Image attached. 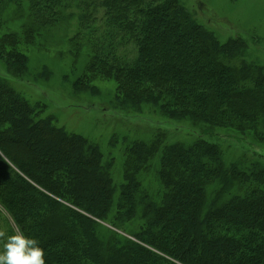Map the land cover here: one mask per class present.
<instances>
[{"label": "trees", "instance_id": "1", "mask_svg": "<svg viewBox=\"0 0 264 264\" xmlns=\"http://www.w3.org/2000/svg\"><path fill=\"white\" fill-rule=\"evenodd\" d=\"M73 7L82 25L93 8L103 14L101 37L89 27L86 43L78 31L69 40L74 74L80 48L88 57L74 92L99 95L94 80L113 81V107L124 112L152 107L168 121L264 145V67L245 59L244 40L220 42L178 0H0V29L18 21L0 34L9 77L29 73L25 50L62 36ZM39 115L0 78L3 226L36 239L45 264H264L263 156L227 167L220 146L201 136L188 144H166L165 131L127 136L116 186L97 142ZM155 166L150 192L141 177Z\"/></svg>", "mask_w": 264, "mask_h": 264}, {"label": "rangeland", "instance_id": "2", "mask_svg": "<svg viewBox=\"0 0 264 264\" xmlns=\"http://www.w3.org/2000/svg\"><path fill=\"white\" fill-rule=\"evenodd\" d=\"M178 2L183 4L189 14L212 32L220 42L225 43L230 39L244 40L248 49L245 59L264 67V0H178ZM93 11L94 19L90 24L82 25L78 21L79 10L74 7L69 9L67 13L72 14L73 18L63 23L62 33H58L62 36L48 40L44 50L38 46H29L25 50L29 59V73L20 79H13L9 77L0 61V78L6 79L29 106L39 111V118L52 117L57 127L97 142L105 158L113 162L111 174L114 185L119 186L123 181L122 152L127 145L123 139L127 136L128 142L150 141L156 132L165 131L166 144L174 142L188 144L201 136L220 146L227 167L235 163L246 165L247 162H256L258 155L264 157V145L250 147L236 141L235 137H231L232 133L223 129L210 132L206 127L200 124L193 126L189 121L171 122L152 107H142L137 113L129 110L124 112L113 107L116 92L113 81L94 80L92 84L97 88L99 95L74 92L73 84L83 71L88 57L85 55L87 48H80L81 57L75 63L77 71L74 74L71 69L74 67V57L71 55L72 47L69 40L78 31L81 34L76 41L86 43L89 27L95 31L98 38L102 36V11L97 9L95 12L94 8ZM15 24H8L5 28L15 29ZM5 28L0 29V34ZM45 41L44 37H40L38 45ZM43 68L51 74L48 79L41 75ZM204 131L210 135L206 136L203 134ZM115 140V145L110 146L109 144ZM154 160H157V157ZM155 163L156 161L153 165ZM155 171L156 166L143 173L141 177L142 184L145 187L150 186V192L156 190L158 186ZM0 214V230L5 231L2 216L6 217V214L3 211ZM8 221L11 222L7 220V223Z\"/></svg>", "mask_w": 264, "mask_h": 264}, {"label": "clouds", "instance_id": "3", "mask_svg": "<svg viewBox=\"0 0 264 264\" xmlns=\"http://www.w3.org/2000/svg\"><path fill=\"white\" fill-rule=\"evenodd\" d=\"M0 240L4 241L0 264H45V252L39 242L26 236L22 230L17 229L10 236L0 230Z\"/></svg>", "mask_w": 264, "mask_h": 264}]
</instances>
